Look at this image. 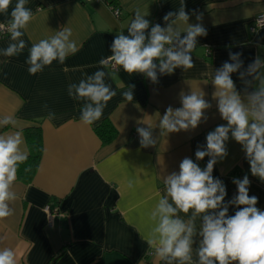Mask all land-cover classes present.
<instances>
[{"label": "crops", "instance_id": "crops-1", "mask_svg": "<svg viewBox=\"0 0 264 264\" xmlns=\"http://www.w3.org/2000/svg\"><path fill=\"white\" fill-rule=\"evenodd\" d=\"M182 2L26 0L25 6L33 12L34 19L21 37L26 44L24 50L5 57L2 51L13 41L10 34L0 37V118L12 116L16 120L15 127H0V134L20 131L21 148L28 154L23 131L39 126L43 143L31 181L25 183L17 176L13 186L17 199L11 205L14 214L0 220V248L14 249L18 264H166L146 243L153 227L150 212L159 197L166 194L164 176L178 172L186 157L201 168L206 167L209 157L196 161L195 151L198 146H206L210 131L227 124L213 99L216 89L212 79L216 69L231 62L229 52L242 53L241 71L257 56L264 59V28L249 32L253 18L264 13V0H184L188 23H201L206 29V35L197 37L192 68L158 73V81L152 82L119 66L100 65L101 59L112 54L116 35H127L135 7L148 13L145 18L150 27L157 23L163 27L164 15L177 11ZM16 3L12 0L7 13H0V22L11 19ZM109 5L120 8L119 17L113 15ZM193 10L201 15L200 21ZM64 27L72 30L77 52L63 64L53 61L43 71L29 74L26 61L32 44ZM97 70L114 72L106 76L105 82L116 95L107 103L99 121L85 125L80 119L84 101L71 98L68 86ZM232 79L243 97L245 85L239 73H233ZM130 88L133 100L128 102L123 92ZM192 90L202 91L212 105L205 111L207 120L195 129L161 135L160 117L169 106L181 107L180 93L190 94ZM49 111L55 113L52 120L48 119ZM105 118L117 130L109 144H102L94 131ZM148 124L156 144L144 148L136 129L148 128ZM226 148L228 155L218 160L213 170V177L226 187L225 203L237 194L233 179L248 175L249 195L256 196L257 207L264 210V182L251 175L242 145L229 134ZM46 206L50 212L59 213L52 224L48 222ZM236 210L229 206L228 214L234 215ZM180 216L188 218L184 213ZM200 224L198 218L197 229ZM195 239L194 260L200 238Z\"/></svg>", "mask_w": 264, "mask_h": 264}, {"label": "clouds", "instance_id": "clouds-1", "mask_svg": "<svg viewBox=\"0 0 264 264\" xmlns=\"http://www.w3.org/2000/svg\"><path fill=\"white\" fill-rule=\"evenodd\" d=\"M11 3L12 0H0V13H7ZM25 5L26 0H17L7 25L0 24V29L6 30L13 41L2 51L5 57L16 56L26 47L21 37L34 14ZM192 14L197 21L202 19L195 10ZM147 16L148 13L139 6L135 7L127 35H116L111 45L112 54L101 59L100 65L103 68L119 66L129 74H142L152 82L158 81V73L172 74L177 68H192L197 37L206 35V29L201 23H188L184 0L177 11L164 15L163 27L158 23L150 27ZM181 25H184L183 29ZM71 37L72 30L64 27L33 43L26 61L29 74L43 71L53 61L63 64L70 54L77 52ZM241 55L229 52L231 62L223 63L214 72L212 83L216 91L213 99L217 100L218 112L227 124L210 131L206 135V146H198L195 151L196 161L209 157L206 167L201 168L193 159L184 158L178 172L164 176L166 194L159 197L150 212L153 227L146 243L166 264H264V210L257 207L258 198L249 195L248 175L233 179L237 194L227 203L225 185L213 177L214 165L228 155L226 142L231 134V138L242 145L251 175L264 182V59L257 56L241 71ZM237 72L245 85L243 97L232 79V74ZM110 75L114 72L97 70L78 84L68 86L71 98L84 101L80 116L83 124L99 121L107 103L116 95L105 82L106 76ZM249 88L253 90L248 91ZM123 96L128 102L132 101V89L123 92ZM204 96L202 91L181 92L182 106L175 109L169 106L159 119L161 135L195 129L202 120L206 121L205 111L212 105ZM54 117L55 113L49 111L48 119ZM8 125L15 127L16 120L12 116L0 118V127ZM151 129L150 125L136 129L141 147L155 146ZM22 143L20 131L0 134V220L14 214L11 205L17 194L13 186L19 165L28 158L21 148ZM30 170V167L26 168L25 172ZM229 206L237 208L234 215L228 214ZM180 213L188 218H181ZM198 218L201 221L199 229L196 226ZM197 236L200 239L194 260L193 245ZM0 264H18L14 249L0 248Z\"/></svg>", "mask_w": 264, "mask_h": 264}, {"label": "trees", "instance_id": "trees-1", "mask_svg": "<svg viewBox=\"0 0 264 264\" xmlns=\"http://www.w3.org/2000/svg\"><path fill=\"white\" fill-rule=\"evenodd\" d=\"M94 131L102 144H109L117 135V130L107 118L97 124L94 127ZM23 132L28 147V158L19 165L17 176L25 183H28L33 178L41 159L43 151L42 132L39 126L28 127ZM29 167L31 170L25 172V169Z\"/></svg>", "mask_w": 264, "mask_h": 264}, {"label": "built area", "instance_id": "built-area-1", "mask_svg": "<svg viewBox=\"0 0 264 264\" xmlns=\"http://www.w3.org/2000/svg\"><path fill=\"white\" fill-rule=\"evenodd\" d=\"M85 1H89V0H85ZM109 7H110V9H111V11L115 17L120 16L121 11H120V8L118 6L109 5ZM117 12H118V14H117ZM7 23H8V21L0 22V24H4V25H7ZM260 28H264V13H259L253 18V20L249 24V32L251 34H253ZM7 34H9V33L6 30L0 29V37L5 36ZM44 209L47 213L49 224H52V220H53L54 216L59 214V213H57L56 210L54 212H50V209L48 206H46ZM148 254H151V251H149Z\"/></svg>", "mask_w": 264, "mask_h": 264}]
</instances>
